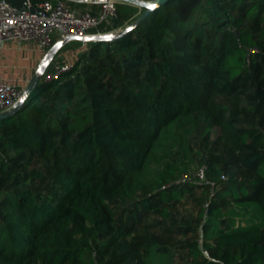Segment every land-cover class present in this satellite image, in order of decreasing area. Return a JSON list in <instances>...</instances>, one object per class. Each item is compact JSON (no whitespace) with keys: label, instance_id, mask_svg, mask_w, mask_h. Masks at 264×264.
I'll return each mask as SVG.
<instances>
[{"label":"trees","instance_id":"1","mask_svg":"<svg viewBox=\"0 0 264 264\" xmlns=\"http://www.w3.org/2000/svg\"><path fill=\"white\" fill-rule=\"evenodd\" d=\"M144 10L118 2L117 16L100 28L125 29ZM249 24L262 47L264 0H168L110 40L63 44L57 55L81 50L71 69L41 79L0 120V155L26 150L42 163L23 170L0 159V264L29 256L41 264H94L96 244L125 231L110 201L120 200L130 216L183 193L176 182L191 169L190 137L203 123L227 143L247 144L238 161L253 178L225 181L218 165H207L215 189L202 246L189 245L195 264H264V131L237 126L238 116L216 99L238 92L254 63L255 53L247 62L255 42ZM41 179L52 186L39 188ZM132 242L144 249L142 264H156L160 250L153 252L151 239Z\"/></svg>","mask_w":264,"mask_h":264},{"label":"rangeland","instance_id":"2","mask_svg":"<svg viewBox=\"0 0 264 264\" xmlns=\"http://www.w3.org/2000/svg\"><path fill=\"white\" fill-rule=\"evenodd\" d=\"M126 25H118L105 33L119 34ZM254 34L255 42L251 47L257 49L255 60L240 79L241 89L232 94H219L216 99L230 106L238 116L237 126H254L264 131V44L259 47L262 38L253 25L248 26ZM69 55L64 53L60 61L73 63L81 50L73 49ZM76 53H78L76 55ZM71 58H69L68 56ZM10 78L5 76L3 80ZM23 82V81H22ZM66 92L69 91L65 88ZM50 95L53 89L50 90ZM80 98L76 94L74 100ZM68 109L69 106H64ZM71 134L75 130H70ZM190 146L194 162L191 163L189 172L183 175L176 183H182L185 189L180 196L171 201L159 202L156 207L143 206L140 210L131 211L129 216L120 200L110 201L114 207L117 219L121 222L124 232L108 235L96 244V260L94 264H142V252L135 250L132 239H151L153 252L160 250L159 256L154 259L156 264H195L193 253L190 251L191 242H203L202 223L206 216V208L213 195L215 185L207 178L200 179L196 175L198 167L209 163L218 165L225 181L231 176H236L239 182H248L253 178V173L238 161V156L247 148V144L240 141L227 143L220 137L217 127L201 124L190 137ZM0 159L5 164L16 165L23 170H29L41 165L38 155L29 151H7L1 153ZM211 181V182H210ZM228 183L221 184L218 189H223ZM39 188L52 186L50 179H41L37 184ZM5 199L0 196V219L3 217ZM260 244H264V229ZM106 252L101 255L102 248ZM200 260V259H199ZM20 264H41L40 260L24 257ZM199 263H202L199 261Z\"/></svg>","mask_w":264,"mask_h":264},{"label":"built area","instance_id":"3","mask_svg":"<svg viewBox=\"0 0 264 264\" xmlns=\"http://www.w3.org/2000/svg\"><path fill=\"white\" fill-rule=\"evenodd\" d=\"M118 2L132 3L128 0H23L20 3L0 0V42H33L45 53L60 39L64 40L63 44L80 41L81 47L87 48L86 35L106 32L100 25H108L117 16ZM256 51L255 47L249 48L248 64L250 54ZM58 56L54 55L51 66L43 73L44 82H51L71 69L72 63L60 61ZM24 88L20 81L0 79V112L16 105ZM205 169L204 165L197 169L200 179L206 178Z\"/></svg>","mask_w":264,"mask_h":264},{"label":"crops","instance_id":"4","mask_svg":"<svg viewBox=\"0 0 264 264\" xmlns=\"http://www.w3.org/2000/svg\"><path fill=\"white\" fill-rule=\"evenodd\" d=\"M69 51L74 50H67L65 53L69 55ZM45 54L44 50L33 42L20 40L0 42V79L10 75L11 79L6 77L5 80L23 81L22 84L26 86Z\"/></svg>","mask_w":264,"mask_h":264},{"label":"water","instance_id":"5","mask_svg":"<svg viewBox=\"0 0 264 264\" xmlns=\"http://www.w3.org/2000/svg\"><path fill=\"white\" fill-rule=\"evenodd\" d=\"M130 2H132L133 4H136L140 7H144L145 10L144 12L138 17V19H136V21H134L131 25H128L124 30H126L127 28H130V26H134L136 25L150 10L147 7V5L149 3H155L158 6L166 3L168 0H149V1H144V0H128ZM238 33V32H237ZM106 36H111L112 38L118 36L117 35H112V33H102V34H91V35H86L87 40H107V39H102L103 37ZM77 38V37H75ZM64 40L60 39L58 41H56V43L50 48V50L45 54V56L43 57L41 63L37 66L34 74L32 75L31 79L28 81L27 85L24 88V91L21 95V98L19 100V102L14 105L13 107H11L10 109L4 110L0 112V120L8 117L12 114H14L16 111H18L24 100L26 99V97L31 93V91L38 85L39 81L42 79L43 73L45 72L46 67L51 63L54 55L57 53L58 49L63 45Z\"/></svg>","mask_w":264,"mask_h":264},{"label":"snow or ice","instance_id":"6","mask_svg":"<svg viewBox=\"0 0 264 264\" xmlns=\"http://www.w3.org/2000/svg\"><path fill=\"white\" fill-rule=\"evenodd\" d=\"M147 7H148L149 9H155V8L157 7V5H156L155 3H149V4L147 5ZM128 30L131 31V29H128ZM77 39H79V37H77ZM102 39L110 40V39H112V37H111V36H106V37H103Z\"/></svg>","mask_w":264,"mask_h":264}]
</instances>
